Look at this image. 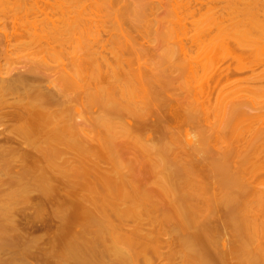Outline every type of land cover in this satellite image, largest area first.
I'll use <instances>...</instances> for the list:
<instances>
[{
    "label": "bare ground",
    "instance_id": "6f19581e",
    "mask_svg": "<svg viewBox=\"0 0 264 264\" xmlns=\"http://www.w3.org/2000/svg\"><path fill=\"white\" fill-rule=\"evenodd\" d=\"M111 1L0 0V125L10 127L9 133L14 135L7 134L6 140L14 142L16 139L27 147L20 158L31 161L40 170L34 179L24 180L32 171L15 164L20 172H13L22 174L23 180L18 183L20 190L10 193V200L15 201L32 189L47 193L63 178V181L80 179L81 182L72 184L77 187L85 176H95L96 182L87 185L84 182L82 186L85 185L86 193L76 201L77 215L83 217L78 221H85L83 230L63 246V258H73L80 264H103L94 260L99 254L114 255L117 264H139L141 253L151 243L150 236L141 238L137 230L131 235H122L108 212H113L119 220L132 218L141 222L139 224L145 217L143 220H149L150 224L177 221L181 227L196 228L195 232L180 239L184 264H233L228 261L233 253L239 259L237 264H264V133L260 134L262 139L255 133L257 124L264 122V107L257 108L252 103L255 91L250 92L249 85H244L247 89L241 87L245 79H238L236 87L252 94L249 103L253 105L245 109L235 104L227 109L228 112L222 111L226 114L221 125L212 124L218 116L213 111L217 104L213 105L214 97L217 102L221 98L220 102H224L222 80L233 73L230 65L223 66L224 60L219 55L231 47V41L238 34L241 36L242 28L248 25L244 24L245 19L248 23L251 20L249 24L254 23L256 28H264V24L256 19V6L245 0L229 2L232 31L229 34L225 31L222 25L225 17L221 12L217 39L209 44L206 40L201 43L213 45L199 50L203 59L186 56L183 60L187 61L182 64L162 66L159 75L163 78L154 79L152 73L148 76L152 70L147 73L141 71L142 67L132 69L134 66L125 58L128 46L115 48L113 45V51H109L114 55L113 64L105 57L103 47L106 45L102 44L101 33L105 30L107 20H104L109 12L105 18L99 17L101 21H98V14L105 8L103 5L112 4ZM100 2H104L102 7ZM25 52L23 58L27 65L17 70L4 69L2 62ZM208 54L213 56L216 64ZM258 64L264 66V59ZM47 68L58 76L57 80L49 76V82L55 83L54 86L45 83L43 69ZM176 70L177 74L180 70L186 74L180 84L173 75ZM262 71L264 75V68ZM238 81L242 84L238 85ZM232 90L235 96L242 94L237 88ZM70 92L75 96H69ZM79 96L96 107L97 114L99 112L94 141L90 138V142L86 141L83 135H90L78 129L79 123L68 116L72 113V103ZM152 115L154 119H148H152ZM128 118L133 120V127L124 123ZM150 126L154 129L152 134L160 133L155 141L151 136L148 140L143 138L146 136L144 130L151 129ZM183 126L199 129L201 139L198 133L197 137L201 141L194 138L200 145L192 147L189 134L186 142L191 148L189 144L185 146L182 138L189 132ZM95 130L91 131L94 133ZM13 153L16 151H0L3 162L0 172L14 170L9 157ZM72 154L77 162L74 167L67 163V155ZM128 154L134 158H128ZM143 167L148 168L149 173ZM145 173L149 178H145ZM60 175L63 177L59 180ZM150 184L155 186L154 189ZM86 202L98 203V209L86 208ZM160 209L168 210L166 213L159 212ZM169 210L172 213H168ZM213 211L219 214L216 218L224 224L225 234L228 231L233 236L234 244L228 255L210 249L214 242L216 244L211 225L212 219L216 220ZM89 233H93L94 242L87 238ZM140 238L145 239L147 246L139 248ZM101 241L107 243L99 252L95 243Z\"/></svg>",
    "mask_w": 264,
    "mask_h": 264
},
{
    "label": "rangeland",
    "instance_id": "374dc122",
    "mask_svg": "<svg viewBox=\"0 0 264 264\" xmlns=\"http://www.w3.org/2000/svg\"><path fill=\"white\" fill-rule=\"evenodd\" d=\"M111 2V5H103L104 2H100L99 4L101 5L102 3L103 7L105 8H102V10H100L98 18H105V15L108 12L111 13L112 15L110 14V16L113 17L111 20L108 13V18H105V20L102 19L104 21H108H106V27H104L105 30L103 29L104 31L101 33V40H103L102 44L106 45V47H103V49L105 48V50L102 49L104 53H106L105 57L107 56L106 58L108 59V62L113 64L114 55L109 52L111 50L113 51V45L115 46V48L121 45H125L126 47L128 46V53H126L125 58H127L131 62L132 66H134L132 67V69L136 70L142 67L141 71L144 70V72L147 73L152 70L148 76L150 77L153 74V76L155 75L154 79L159 78V76L162 77V75H159V70L163 69L166 65L168 66L169 64H182V62L187 61L183 60L186 58V56H198V59L199 57L203 59V55L199 56V53L204 49V47L206 48V46H209L210 48L213 45H201V43L203 42V40H206L205 42L209 44L217 39L218 26L221 24L218 16L221 15V12L223 17H225V20L222 24L223 27H225V31L227 32V34L232 31V25L230 20V18H232V14L229 8V6L231 5L229 2H232V0H112ZM245 2L253 3V5L256 6V19L260 23L264 24V0H245ZM110 11H113L114 13ZM98 18H96V20H98ZM100 18L98 21H101ZM249 23L245 19L244 24L248 25L242 28L241 36H238V34L236 39L234 41H231V47H228L226 51L223 50V52H221V54L219 55V57L224 60L223 66L230 65V67L233 69V73H230V76H228L227 78L224 77L222 80V85L225 86V89H223L225 94L222 93V95L224 94V102H220L222 98L220 99V101L217 102V100L213 96V105H215L216 103L218 104H216V106H213V111L215 115H218L214 117V119L212 118L215 122L214 123L212 121V124L214 125H221L222 119H224V115L226 114H223V112H228L227 109H231L232 106L235 104H240V108L245 107V109H248V106H252V103H254V105L256 104L255 106L257 108L264 107V75L261 73L263 72L262 69L264 68V66L258 64L259 62H261L262 59H264V28H256V26L253 25L254 23ZM247 31H250L251 34H248ZM205 33H207V36L204 37ZM183 47L185 49L184 51L182 50ZM130 49L132 51L133 49H135V52L132 53ZM199 50L201 51L199 52ZM230 50H234V52L231 53ZM110 54L112 56H110ZM24 55H26V52L22 53L20 57H14L8 62H2V64L5 66H3L4 69H9V71H11V69L17 70L18 68L27 65V60L23 58ZM208 56L210 57L211 54H208ZM210 59L213 60V56L210 57ZM143 60H145L146 63ZM213 61L216 64V61ZM139 63L141 64V66H138L140 65ZM53 64H56V62ZM151 67L153 68L151 69ZM208 67L212 68V65H209ZM250 67H253V69L250 70ZM177 70L176 73L174 71L173 75H175V77L177 76V83L180 84L179 82H182L185 79L186 74L185 72H181V70L179 72H181L182 74L179 72L177 74ZM43 72L45 76V83H47L49 86H54L55 83L53 84L51 83V81L49 82V79L51 77V79L57 80L58 76H56V74L51 72V70H49L48 68L46 70L43 69ZM153 76L151 78H153ZM241 78L242 80L245 79L243 81V85H241L242 83L240 84L239 81L237 82L238 85H241V87L243 86L242 88L250 86L248 89L250 92L253 89L255 91L254 95L249 94L248 91L245 90L247 88L241 91L239 90L240 88L236 87V81ZM246 80L248 82H251L247 84ZM234 88L238 89V91L236 90L238 93L239 91H241L240 94H242H238L239 97L237 96V94L236 96L233 95L234 92L232 89ZM231 90L233 93L231 92ZM230 92L232 93V97L231 95H228V93ZM70 93H68L69 96H75V93L74 95L73 93ZM251 95L254 96V100L251 99L253 100V102L250 104L249 99L252 97ZM83 96L86 98L84 92ZM83 96H79V100H73L74 102L72 104L76 105L75 103H77V107L75 106L74 108V105H71L74 109L70 106V108H72V113H70L68 116L74 122L79 123V125L77 124L78 126L76 125L78 129H83L81 131L86 132L87 135L92 136L93 131L91 130H95L97 129L95 127L99 126L97 121L99 112L97 114L96 107L90 105L89 103H85L86 99ZM228 97H230L229 100ZM236 97L238 98V100H236ZM81 98L85 99V101H83ZM231 99L233 101V104ZM79 101H83L84 104L82 102L80 103ZM220 108L221 110L219 111ZM5 109L6 111L9 110V108ZM5 109L3 110L5 111ZM163 113L166 112H162V114ZM72 114L74 119L72 117ZM80 114L82 115V117ZM154 116H157V114ZM151 117L152 119L150 117L148 119L153 120V115ZM217 119L221 121L219 122ZM127 121L128 122L125 121L124 123L126 125L129 124L130 126L128 125V127H133L134 123L131 124L133 120L128 118ZM1 125L0 151L9 150L16 151V153H13L12 156H9L11 157L10 160L14 164V170L10 169V171L8 172H0V264H80L73 258H63V246L67 240L81 234L80 232L83 230L82 227H84L83 224L85 221L84 219L78 221L83 217L80 218L81 216L79 217V215H77L78 209L76 206V201L80 200L86 193V190L84 188L85 185L82 186L84 182H86L87 185V183H92V181L94 180L96 182L97 178L95 176V178L93 176H90L89 178L85 176L82 184L79 183V186L73 187L72 184H74L75 182L78 183L80 179L78 180L77 178H75L77 180L76 181L75 179L71 178L72 180L65 179L63 181L64 178L62 179L63 176L60 175L59 180L62 179L60 183L57 179L59 185L55 184L57 187L55 186L52 190L48 191L47 193H43L38 189H32L20 195V197H17L15 201L10 200V193L14 190H20L21 185H18V183L23 178L22 174L19 175L14 173L13 171H16L18 173L20 172L21 166H25L27 167V169L32 171V174L25 177L24 180H31L34 179L40 173V170L33 163H31V161H26L25 159L20 158L21 153H23L24 149H27V147L24 144L19 143L20 141L17 142L16 139L14 140V142L6 140V137H9L8 135H11L12 133H9L8 129L10 127H8L7 129L6 127H4V125ZM187 126L183 127L184 129L188 128L186 130L189 132H187L188 136L185 134L186 131L184 129H179L181 130V132L184 130L183 134L186 135L183 136L184 138H182L184 144L186 143L185 146H188L189 144V142H186V138L189 137V134L192 138L191 139L189 137L192 142V147H194L196 144L200 145L199 141H201V137L199 129H194L192 127L189 128ZM262 126H264V122H259L257 124V129L255 130V133L259 138H261L260 134L264 133V131L261 129L264 128ZM151 127L152 126H150V128ZM218 127L216 126V128ZM152 129L153 128L148 129L147 127L146 130H144L145 133L142 132L146 135L145 137L143 136V138H147L148 136L150 138L151 136L152 141H155L160 133L158 132L159 134H152V131L154 130ZM200 129L203 132V129ZM81 131L80 133L82 134L83 132ZM148 131L150 132V134ZM95 133L97 134L96 130L93 133V137L86 136L84 133L83 134L85 136L83 134L82 135L86 138V141H89V138L90 141H94V138H96ZM197 133L200 139L197 137ZM179 136L182 137V134ZM194 137L198 138V143L196 142V138ZM149 138H147V140ZM149 141L151 142V140ZM191 145L189 144L190 148ZM189 147H187V149ZM72 156L73 154L71 156L67 155V157L69 158V161L67 163L68 165L70 164L71 167H74L77 162L76 160H73ZM128 156L127 157L130 159L131 157L134 158V156L130 157L129 154ZM145 159L148 160L147 157ZM1 164H3V162L0 160V166ZM15 164L18 165L20 168L18 166L16 168ZM103 168L107 167L103 166ZM144 168L146 169V167H143V169ZM67 169H69L71 172L73 171L70 168ZM147 172L149 173L148 170ZM139 173L141 174V172H138V174ZM145 174L143 175V177L145 176ZM147 176H145L146 179L149 178L150 175L148 177ZM149 181L152 182L153 179L151 180L150 178ZM80 184L82 187L80 186ZM151 185L152 184H150V186ZM156 185L158 186L157 183ZM151 187H153V185ZM154 187L152 189H154ZM159 202L161 203V200ZM96 204L98 203L86 202V205L84 206H88L89 209H98V205L96 206ZM167 210L168 209H160L159 212L166 211L167 213ZM94 211L96 212V210ZM169 211L168 213H172L171 210ZM213 212H211V215L213 216L215 213L213 218L215 217V219L218 221H214V219H212L213 221L211 220L212 234L216 239V244L214 242L213 245L215 246L211 245L210 249L214 253L218 250L228 255L230 252V247H232L234 244V241H232L233 236L228 231L225 234L224 224L219 222V219L216 218V215L218 216L219 214ZM111 213L113 212H108V215L110 216L109 218H111V221H113V223L118 226L119 231L122 235H131L132 233H134L135 230H137L139 231V233H141V238H144V236L145 238L148 236L151 237V243H148V248H145V250H147L141 253L139 264H184V256L180 246V239L195 232L196 228L181 227L180 224L174 220V222H162L164 223L163 225L161 224V222V225L157 223L150 224L151 222H149V220H143L145 219V217L141 219L144 222H142V224H139L141 222H139L138 220L135 222V220L132 218L131 219L134 222L130 218L127 221L123 220H126L128 218L119 220V218L117 219V217L114 216V213ZM87 238L92 240V242L95 241L93 233H89L87 235ZM141 238L138 242L139 248L140 246H147L145 244V239L143 240ZM106 243L107 242L104 243V241L95 243L96 249L99 252L102 251V248L105 246ZM237 259V255L233 253V255L228 258V261L233 264H237V261L239 260ZM94 260L98 263L103 264H117L116 257L111 254H99L94 257Z\"/></svg>",
    "mask_w": 264,
    "mask_h": 264
}]
</instances>
